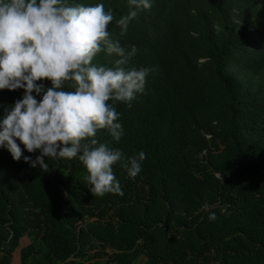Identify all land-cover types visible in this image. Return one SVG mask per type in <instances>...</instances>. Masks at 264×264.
<instances>
[{"label":"trees","instance_id":"1","mask_svg":"<svg viewBox=\"0 0 264 264\" xmlns=\"http://www.w3.org/2000/svg\"><path fill=\"white\" fill-rule=\"evenodd\" d=\"M102 2L116 19L129 11ZM108 29L136 46L129 67L153 70L131 106L115 103L120 140L96 138L143 150L141 171L115 163L122 194L97 195L78 158L43 169L0 147V264L24 235L21 264H264V0H152L123 34ZM23 91L0 89V118Z\"/></svg>","mask_w":264,"mask_h":264},{"label":"clouds","instance_id":"2","mask_svg":"<svg viewBox=\"0 0 264 264\" xmlns=\"http://www.w3.org/2000/svg\"><path fill=\"white\" fill-rule=\"evenodd\" d=\"M127 2L128 13L116 19L102 0H0V89L24 90L0 118V147L43 169L49 167L45 157L78 158L97 195L122 194L112 166L120 162L134 177L146 157L143 150L126 156L96 138L106 129L120 140L124 128L115 103L131 106L153 70L129 67L136 46H123L108 29L114 21L123 34L139 11L152 6V0ZM102 51L117 57L111 66L93 62ZM24 149L38 154L24 155Z\"/></svg>","mask_w":264,"mask_h":264},{"label":"rangeland","instance_id":"3","mask_svg":"<svg viewBox=\"0 0 264 264\" xmlns=\"http://www.w3.org/2000/svg\"><path fill=\"white\" fill-rule=\"evenodd\" d=\"M34 229L38 234H41L43 229V224L41 223L40 225H37ZM29 243H30V238L28 237V235L22 236L20 245H18L15 248L14 252L12 253L13 264H21V253H20L21 248ZM140 264H145V261L143 259H140Z\"/></svg>","mask_w":264,"mask_h":264}]
</instances>
